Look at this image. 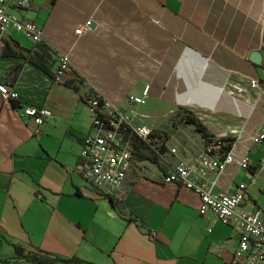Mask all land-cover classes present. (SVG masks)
<instances>
[{
    "label": "crops",
    "instance_id": "0c3cea01",
    "mask_svg": "<svg viewBox=\"0 0 264 264\" xmlns=\"http://www.w3.org/2000/svg\"><path fill=\"white\" fill-rule=\"evenodd\" d=\"M8 12L44 35L35 44L14 30L0 33V84L19 95L8 102L0 95V264H27L13 245L85 264H232L237 231L202 213L193 191L164 180L206 156L205 139L187 122L195 118L210 138L235 143L236 154L249 150L250 167L229 165L216 192L246 185L242 211L264 217V142L251 141L264 134V68L250 61L264 44V0H33ZM65 53L71 69L53 86L35 62L45 60L53 74ZM140 57L146 75L134 91L113 96L92 83L93 75L109 77V65ZM147 86L148 104L129 105ZM90 91L130 127L155 134L151 146L134 142L132 171L112 195L73 174L92 128ZM42 105L52 118L37 135L23 110ZM215 177L208 172L205 181Z\"/></svg>",
    "mask_w": 264,
    "mask_h": 264
},
{
    "label": "built area",
    "instance_id": "2783aa9c",
    "mask_svg": "<svg viewBox=\"0 0 264 264\" xmlns=\"http://www.w3.org/2000/svg\"><path fill=\"white\" fill-rule=\"evenodd\" d=\"M33 0H0V33L9 30L22 33L35 44L43 41L44 31L31 21H24L8 10L14 5L18 9L29 8ZM90 30V24L76 29V35H84ZM264 48V44H263ZM71 53L61 54L58 66L53 72L52 85L58 86L64 76L71 69ZM264 68V64H263ZM261 83L257 79L251 81L253 89H259ZM150 87L144 88L141 96H131L129 105L144 107L148 104ZM0 95L5 102L16 101L18 93L6 85L0 84ZM92 128L86 137L81 161L73 174L83 179L93 190L112 195L124 186L134 163L133 144L141 141L151 146L155 140L154 132L148 127H130L126 118L121 115L103 97L90 91L85 98ZM25 117L33 120L41 134L40 127L51 118V111L45 106L26 107L23 110ZM253 144L264 142V134H257L251 138ZM235 143L227 144L213 138L205 142V157L194 162H182L173 172L165 177L166 184H177L197 194L201 200L200 211H212L218 220L226 226L235 229L239 235V244L232 264H264V217L261 213H244L243 205L248 200L247 186L240 184L232 195L216 192L219 178L229 165H236L240 169L250 167L249 150L244 149L240 154L235 152ZM176 154V150H171ZM160 156V155H159ZM264 170V165L262 167ZM214 172L215 180L205 181L206 174ZM204 179V180H202ZM155 236V233H152Z\"/></svg>",
    "mask_w": 264,
    "mask_h": 264
},
{
    "label": "rangeland",
    "instance_id": "374dc122",
    "mask_svg": "<svg viewBox=\"0 0 264 264\" xmlns=\"http://www.w3.org/2000/svg\"><path fill=\"white\" fill-rule=\"evenodd\" d=\"M108 53H109L108 58L111 59L112 58L111 51H108ZM140 60L141 61L138 62L136 61V62L117 64V65H109L111 69H113L110 72L109 77L97 78L96 75H93L94 77H91L92 78L91 81L92 83L97 84V86L100 89L101 87H103L113 92V96H116V92H118L119 90L124 93L127 92L130 93L132 90L134 91V89L139 83L144 81L141 80V78H138V76L140 74L146 75V72L143 71V69L147 68V63H148L147 59L143 60L142 57H140ZM150 65L152 67L153 63L150 62ZM116 67H118V71ZM155 67H158V63H155Z\"/></svg>",
    "mask_w": 264,
    "mask_h": 264
},
{
    "label": "trees",
    "instance_id": "16d2710c",
    "mask_svg": "<svg viewBox=\"0 0 264 264\" xmlns=\"http://www.w3.org/2000/svg\"><path fill=\"white\" fill-rule=\"evenodd\" d=\"M35 65L45 73L53 76L45 60L42 59L38 62H35ZM187 122L196 127V131L203 136L205 142L210 139L207 131L199 124V122L195 118H188ZM222 143L232 144V141H223ZM13 248L16 253V259L24 260L28 264H85L78 258L62 259L59 257H51L49 254L42 252L39 254L28 253L22 247L17 245H13Z\"/></svg>",
    "mask_w": 264,
    "mask_h": 264
},
{
    "label": "water",
    "instance_id": "95a60500",
    "mask_svg": "<svg viewBox=\"0 0 264 264\" xmlns=\"http://www.w3.org/2000/svg\"><path fill=\"white\" fill-rule=\"evenodd\" d=\"M250 61L258 66H263L264 64V48L260 51L253 52L250 56Z\"/></svg>",
    "mask_w": 264,
    "mask_h": 264
}]
</instances>
